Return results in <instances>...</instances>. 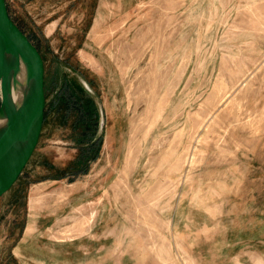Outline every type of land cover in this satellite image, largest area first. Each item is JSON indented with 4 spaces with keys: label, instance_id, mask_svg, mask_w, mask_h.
<instances>
[{
    "label": "rangeland",
    "instance_id": "rangeland-1",
    "mask_svg": "<svg viewBox=\"0 0 264 264\" xmlns=\"http://www.w3.org/2000/svg\"><path fill=\"white\" fill-rule=\"evenodd\" d=\"M6 2L49 113L0 197V264H264V0ZM65 76L103 137L73 180Z\"/></svg>",
    "mask_w": 264,
    "mask_h": 264
},
{
    "label": "water",
    "instance_id": "water-1",
    "mask_svg": "<svg viewBox=\"0 0 264 264\" xmlns=\"http://www.w3.org/2000/svg\"><path fill=\"white\" fill-rule=\"evenodd\" d=\"M8 56L13 57V62H8ZM20 58L27 64L31 86L23 104L11 113L0 134V197L12 188L31 159L41 136L46 110L43 55L12 18L6 0H0L1 109L8 102L10 76Z\"/></svg>",
    "mask_w": 264,
    "mask_h": 264
},
{
    "label": "trees",
    "instance_id": "trees-1",
    "mask_svg": "<svg viewBox=\"0 0 264 264\" xmlns=\"http://www.w3.org/2000/svg\"><path fill=\"white\" fill-rule=\"evenodd\" d=\"M15 22L17 23L16 20ZM17 24L21 27L19 23ZM69 83L68 76H65L64 84L60 88V94L56 96V101L61 100L64 103V117L73 119L71 123L74 133L73 139L78 151L64 168H57L55 177L64 178L68 176L73 180L80 174L88 172L91 163L99 157L103 137L99 134L100 110L98 105L92 99H88V94H85L81 88L75 91ZM45 90L46 97H48L47 86H45ZM48 113L49 110L46 107L45 121Z\"/></svg>",
    "mask_w": 264,
    "mask_h": 264
},
{
    "label": "bare ground",
    "instance_id": "bare-ground-1",
    "mask_svg": "<svg viewBox=\"0 0 264 264\" xmlns=\"http://www.w3.org/2000/svg\"><path fill=\"white\" fill-rule=\"evenodd\" d=\"M8 62H13L12 56H8ZM28 75L27 64L20 58L18 67L13 70L10 76L8 102L0 110V134L5 129L11 113L16 108L19 109L26 98L31 86V79ZM0 90L2 92V81H0Z\"/></svg>",
    "mask_w": 264,
    "mask_h": 264
},
{
    "label": "crops",
    "instance_id": "crops-1",
    "mask_svg": "<svg viewBox=\"0 0 264 264\" xmlns=\"http://www.w3.org/2000/svg\"><path fill=\"white\" fill-rule=\"evenodd\" d=\"M29 232H26L25 235H27Z\"/></svg>",
    "mask_w": 264,
    "mask_h": 264
}]
</instances>
